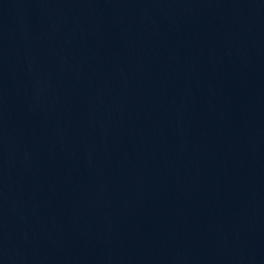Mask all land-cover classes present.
<instances>
[{"label":"water","instance_id":"1","mask_svg":"<svg viewBox=\"0 0 264 264\" xmlns=\"http://www.w3.org/2000/svg\"><path fill=\"white\" fill-rule=\"evenodd\" d=\"M0 264H264V0H0Z\"/></svg>","mask_w":264,"mask_h":264}]
</instances>
